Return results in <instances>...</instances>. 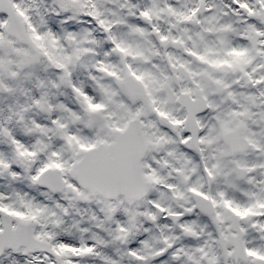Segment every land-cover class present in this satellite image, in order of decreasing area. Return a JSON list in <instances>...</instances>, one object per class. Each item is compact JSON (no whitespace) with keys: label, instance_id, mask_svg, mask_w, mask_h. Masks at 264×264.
I'll list each match as a JSON object with an SVG mask.
<instances>
[{"label":"snow or ice","instance_id":"6c2138e0","mask_svg":"<svg viewBox=\"0 0 264 264\" xmlns=\"http://www.w3.org/2000/svg\"><path fill=\"white\" fill-rule=\"evenodd\" d=\"M0 264H264V0H0Z\"/></svg>","mask_w":264,"mask_h":264}]
</instances>
